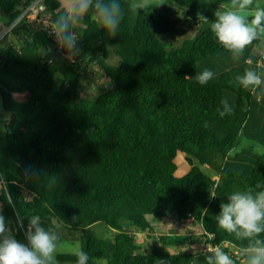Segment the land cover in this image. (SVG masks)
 I'll return each instance as SVG.
<instances>
[{"label": "trees", "instance_id": "1", "mask_svg": "<svg viewBox=\"0 0 264 264\" xmlns=\"http://www.w3.org/2000/svg\"><path fill=\"white\" fill-rule=\"evenodd\" d=\"M232 2L168 0L135 12L129 0H91L80 14H71V5L45 0L55 42L21 18L28 0H0L6 24L17 20L10 30L15 42L0 48V105L9 114L0 135V217L11 238L30 248L27 237L35 231L30 221L39 217V226L58 237L56 246L62 241L58 225L68 238L79 232L87 264H209V257L215 264L216 251L167 252L166 247L187 246L188 238L175 234L157 236V246L139 253L133 230L149 240L147 216L169 214L175 222L198 224L205 243L219 245L217 251L232 264H248V250L264 247V232L238 236L218 222L233 194L255 199L264 193V153L248 174L225 167L239 144L255 85H231L225 72L205 62L216 52L239 57L264 40L262 23L242 52L220 44L212 24L219 6ZM113 3L120 6L115 34L94 16ZM253 18L245 17L246 23ZM188 30L191 37L174 41ZM58 44L60 55L51 50ZM108 52L117 57L116 65L105 62ZM92 64L103 71L105 88L87 99L81 80ZM258 64L264 66V59ZM200 69L213 73L204 85L189 77ZM13 94L25 98L18 101ZM178 155L188 169L177 177ZM96 223L115 231L113 237H97ZM230 247L242 257L233 256ZM56 259L77 263L76 254Z\"/></svg>", "mask_w": 264, "mask_h": 264}, {"label": "rangeland", "instance_id": "2", "mask_svg": "<svg viewBox=\"0 0 264 264\" xmlns=\"http://www.w3.org/2000/svg\"><path fill=\"white\" fill-rule=\"evenodd\" d=\"M27 1V0H25ZM33 0H28V3ZM60 1L61 5L68 8L70 5L73 4L74 0H58ZM130 6L133 11H137L138 9L146 6H163L165 5L168 0H129ZM252 0V4H253ZM25 3V2H23ZM83 3V0H78L74 2V4L70 7V13L71 14H80L82 12V9L80 5ZM251 4V5H252ZM238 5V3H237ZM251 5L249 7H251ZM173 16L175 19L181 20V13L179 10L177 11L176 8H173L172 10ZM219 13V9L217 14ZM240 15L246 17V16H254L249 15L248 13H239ZM95 18L97 20H100V14L98 10L95 11ZM48 20V15L43 17V20ZM34 23L32 22L30 25L34 28ZM5 19L0 14V34L2 32L3 26H6ZM193 35V30H188L186 33H179L178 35L174 36V41L180 42L181 40L185 38H189ZM15 42V39L13 38V35L11 33H8L2 40L0 44V48H6L10 45H13ZM260 47L264 48V40L260 41L259 43ZM52 52L54 54L60 55V52L57 48L52 47ZM264 52V51H262ZM220 54H224V52H216L214 55L208 57L205 59V62L207 65H209L211 68L215 69L217 73L220 71H223L226 73L225 77L227 81L231 85H241L240 78L243 77L244 73L251 71L255 73L262 82H264V66L258 69L250 68L242 62H235L230 61L229 59H226L225 56H219ZM107 64L110 65H116L118 62L117 57L111 54V52L107 53V59L105 61ZM203 64V68H204ZM51 69H54L53 65H49ZM90 71H86L84 75L82 76V94L81 96L87 99H94L97 95H99L100 92H102L105 88V79L104 76L101 74L103 71L96 65L92 64L89 67ZM241 70V71H240ZM244 70V72H243ZM202 73V70L196 71L192 74H189V77L191 79L197 80V77ZM54 77L56 79L57 83H60V74L55 72ZM261 88L264 89V83H262ZM16 98L20 101L21 98L16 96ZM255 99L257 97L253 98L251 100V104L249 107L250 110V118L253 120L257 117L259 114V110L255 106ZM262 102H264V99H262ZM5 113V116L8 115L5 111L2 110L0 105V135L3 132L2 127V116ZM264 153V141H259L256 139V137L248 138L244 133L241 131L240 138H239V144L237 147H235L228 155V158L225 161V167L229 170H236L243 172L245 174H248L252 165V162L255 160V158L259 155ZM175 163H176V169H175V175L178 177L182 174V172H185L187 169L186 163L184 162L181 155H178L175 157ZM204 171L208 174H213L212 171L209 169H204ZM173 217L169 214H164L161 217H152V215L147 216V220L152 226L153 231L151 234V239H146L144 234L142 232L133 230V235L138 244H140L141 249L139 253L148 252L150 245L153 247L157 246L156 244V237L157 236H163V235H170L175 234L182 237H187V246L184 247H166L165 250L169 253H179L184 251L186 248H189L193 251H199L203 248L204 244H206V240H204V237H202V230L198 226V224L193 223L192 220H183L180 222H175L172 220ZM60 229V235L62 236L61 243L56 246L55 251L53 253V261L51 264H77L73 262H62L57 261L56 255L57 254H76L80 250V243L77 240V236L79 232H74L70 238H68L67 232L61 227V225H58ZM92 230L94 231L95 235L97 237L111 239L114 235L113 230L107 228L102 223H96L92 226ZM9 238V233H6ZM4 237V236H3ZM6 237V236H5ZM4 239H0L1 242H3Z\"/></svg>", "mask_w": 264, "mask_h": 264}, {"label": "clouds", "instance_id": "3", "mask_svg": "<svg viewBox=\"0 0 264 264\" xmlns=\"http://www.w3.org/2000/svg\"><path fill=\"white\" fill-rule=\"evenodd\" d=\"M90 2L91 0H83L81 9L87 8ZM237 3L242 10L249 7L252 0H233L234 5ZM119 11L120 6L115 3L110 6L102 5L99 8L103 26L113 34L120 22ZM217 15V21L212 24V31L220 44L235 53L242 52L253 41L256 37L255 26L264 23V9H258L255 12L251 24L246 23L245 17L236 11H226ZM64 27L66 28L67 25L65 24ZM212 77L213 73L205 70L197 77V80L204 85ZM240 82L244 86L257 85L260 83V78L248 71L240 78ZM222 103L226 104V101ZM225 114V112L220 113L221 116ZM38 222L39 217H33L30 221L35 228V231L30 232L27 237L30 248L11 237L0 243V264H51L56 248L55 241L58 237L44 231ZM218 222L222 228L236 232L238 236L252 237L264 232V193H260L255 199L250 195L233 194L229 202L222 205ZM4 231V220L0 217V233ZM257 243L259 244V241ZM76 257L77 264H87L88 256L83 250L78 251ZM214 257L215 264H232L229 256L221 251H216ZM209 264H213L212 257H209ZM248 264H264V247L251 249Z\"/></svg>", "mask_w": 264, "mask_h": 264}, {"label": "crops", "instance_id": "4", "mask_svg": "<svg viewBox=\"0 0 264 264\" xmlns=\"http://www.w3.org/2000/svg\"><path fill=\"white\" fill-rule=\"evenodd\" d=\"M76 1H78V0H75V2ZM253 1L254 2L251 5V7H247V8L242 9V10L239 8V6L237 4L234 5L233 2L230 4H226V3L222 4L221 6H219V13H224L226 11H236L238 13H248L249 15H255V12L258 9H264V0H253ZM73 4H74V2H73ZM262 51H264V48L260 47V45L258 44L256 46L249 47L247 49V51L244 52L239 57H236V56L230 55V54H225V53L220 54L219 56H225L226 59H229L231 62L232 61L242 62L243 64H248V66L250 68L258 69V68H261V66L258 64L257 60H258L259 55ZM262 83H264V82H262V80H260V83L255 85V95H254L255 97H257V99H255V106L259 110V114L257 115V117L255 119L252 120L250 118V110H249V116H248L247 120L244 121L243 126H242V132L244 133V135H246V137H248V138L256 137V139L261 141V142L264 141V102H262V99H264V89L261 88ZM16 96L20 97L21 100H24V98H25L24 94H20V95L13 94V97L16 100H18L16 98ZM18 101H20V100H18ZM1 116H2L1 122H2V127H3L4 122L6 123L9 119V114L7 116H5V113H4ZM187 169H188V167H187ZM187 169H186V171H187ZM185 172H182V174ZM6 233H9V237H10V232L7 230L4 233H2L0 239L8 238Z\"/></svg>", "mask_w": 264, "mask_h": 264}, {"label": "built area", "instance_id": "5", "mask_svg": "<svg viewBox=\"0 0 264 264\" xmlns=\"http://www.w3.org/2000/svg\"><path fill=\"white\" fill-rule=\"evenodd\" d=\"M45 0H33L30 1L26 8L23 11V14L21 15V18H23L24 16L27 17L29 19L30 22H33L34 27L38 28V30H41L42 32H44L46 35H50L52 37H54V41L58 42L59 38L57 36V31L56 28L54 27V24L52 22L51 16L50 14L46 11L45 6L43 5V2ZM84 9H82L83 11ZM46 15H48V20H43V17H45ZM17 23V20L15 22H13L10 25H6L3 26L2 28V32L0 34V44L2 42V40L4 39V37L6 35H8V33H10L11 28ZM56 48L59 49L61 48L60 44H58L56 46ZM264 59V52H261L258 58V63H260V60ZM51 60H48V63H50ZM71 62H73V60L71 59ZM209 240L211 239V237L209 236L208 238ZM205 240V239H204ZM222 247H226L228 248V244H223ZM219 248V245L217 244H210V243H206L204 244L203 248L200 251H204V250H208V251H217ZM251 251V250H248ZM230 253L233 256H237V258L242 257L243 253L240 252L239 249L237 248H232L230 247Z\"/></svg>", "mask_w": 264, "mask_h": 264}]
</instances>
